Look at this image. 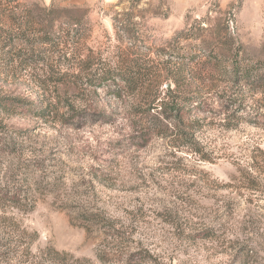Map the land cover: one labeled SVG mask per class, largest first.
Returning a JSON list of instances; mask_svg holds the SVG:
<instances>
[{"label": "rangeland", "instance_id": "rangeland-1", "mask_svg": "<svg viewBox=\"0 0 264 264\" xmlns=\"http://www.w3.org/2000/svg\"><path fill=\"white\" fill-rule=\"evenodd\" d=\"M20 1L78 29L94 68L146 47L209 61L225 90L204 94L207 114H186L199 120L187 145L146 139L136 100L83 77L0 76V97L37 109L0 112V264H264V92L223 101L234 63L264 62V0ZM58 55L49 67L68 71Z\"/></svg>", "mask_w": 264, "mask_h": 264}, {"label": "trees", "instance_id": "trees-1", "mask_svg": "<svg viewBox=\"0 0 264 264\" xmlns=\"http://www.w3.org/2000/svg\"><path fill=\"white\" fill-rule=\"evenodd\" d=\"M41 19V12H36L32 6L20 0H0V76L9 77L28 69H40L48 75L45 77H49L50 73L83 77L86 89L104 90L115 100H136L141 108L143 123L136 128L146 139L162 137L171 138L172 142L193 144L194 137L186 130L195 129L199 120L185 124V118H188L186 114H207L208 111L204 109L207 103L202 101L206 97L204 94H209L210 90L223 94L225 90L210 70L209 61L198 66L194 60L171 55L165 61L156 60L151 55L153 52L146 47L131 54L129 52L126 60L118 66L94 68V58L88 56L86 60H82L75 48L82 38L79 37L78 29H69L64 33L55 20L46 23ZM55 54H59V59H64L68 71L63 72L62 66L58 67V71L54 65L49 67L55 61ZM211 64L218 66L219 63ZM69 70L79 72L69 74ZM233 76L234 85L241 93L236 92V88L230 92L227 90L225 100L222 97L223 101L234 102L239 96L264 92L263 61L246 58L236 62L233 64ZM167 82H171L179 90L195 86L198 92L181 102L175 99L173 91L164 93L162 87ZM31 106L25 99L0 97V112H36L37 109H32ZM232 106H236L235 103ZM38 116L45 118L43 113H38Z\"/></svg>", "mask_w": 264, "mask_h": 264}, {"label": "water", "instance_id": "water-1", "mask_svg": "<svg viewBox=\"0 0 264 264\" xmlns=\"http://www.w3.org/2000/svg\"><path fill=\"white\" fill-rule=\"evenodd\" d=\"M167 90H171V85L170 84L167 85Z\"/></svg>", "mask_w": 264, "mask_h": 264}]
</instances>
